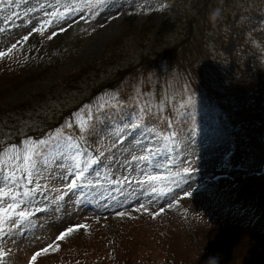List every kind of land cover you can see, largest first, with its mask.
Here are the masks:
<instances>
[{
  "label": "rangeland",
  "instance_id": "rangeland-1",
  "mask_svg": "<svg viewBox=\"0 0 264 264\" xmlns=\"http://www.w3.org/2000/svg\"><path fill=\"white\" fill-rule=\"evenodd\" d=\"M13 1L0 0V51L16 45L0 58L1 149L59 132L97 163L85 169V183L93 184L81 192L68 187L76 178L75 150L63 138L46 147L25 198L32 218L0 232V252L7 253L0 264H29L32 254L54 241L58 250L43 253L37 264H65L71 253L83 258L79 264H92L89 257L94 264H175L165 259L168 245L186 264H205L208 250L197 233L209 225L226 231L221 245L229 244L234 260L225 264L258 258L264 264V213L239 199L225 208L195 195L209 189L217 173L264 188V0H92L88 6L87 0H20L15 9ZM65 4L78 10L50 15L64 13ZM216 8L221 16L213 23L209 13ZM42 23L45 30L36 32ZM241 42L250 44L248 52L258 47L262 69L239 70L232 88L237 104L215 101L206 96L207 87L213 81L217 86L219 72L245 56ZM161 102L166 111L148 121L140 107L147 103L155 111L151 105ZM137 116L139 127L124 126ZM149 129L177 133L169 154L161 151L160 159L147 163L134 160L147 154L142 144L156 142ZM142 171L165 179L139 183ZM24 185L19 181L21 191ZM119 212L127 214L119 220ZM196 214L202 228L187 229L191 235L178 223ZM76 224L88 227L56 239Z\"/></svg>",
  "mask_w": 264,
  "mask_h": 264
},
{
  "label": "snow or ice",
  "instance_id": "snow-or-ice-1",
  "mask_svg": "<svg viewBox=\"0 0 264 264\" xmlns=\"http://www.w3.org/2000/svg\"><path fill=\"white\" fill-rule=\"evenodd\" d=\"M79 2V0H77ZM92 3V0H87L85 6H88ZM64 9V13H60L58 11H54L50 13L52 17H58L63 14H71L74 11H77L78 8L76 4L71 6L65 4L62 5ZM44 23L51 24V20H47ZM44 23L35 29L36 32L44 31ZM25 40L28 39L27 36L24 37ZM16 45H12V48L8 49L6 52L0 51V58L11 53L12 49H14ZM119 103H117L116 107H119ZM107 109V105H104ZM151 109H155V111H150V107L145 103L140 107V111L142 114H147L146 119H150L152 115H156L158 118L161 115L162 111H166L164 107V103H158L156 105H151ZM129 123L125 124V127H130L132 129H136L141 125V117L137 116L133 121L131 117L128 118ZM145 119V123H146ZM170 123L168 118L164 119L165 127ZM83 127V124H81ZM153 137L156 142H148L141 145V151L147 153L146 155L133 157L134 160H143L144 162H148L150 159L154 158V154H158L161 151H167V145L169 142H174V138L177 135L175 132H169V135H164L163 132L153 131ZM64 139L67 142V146L71 149L75 150V156L73 160L75 161V171L72 173L76 178L72 179L68 184V187L72 189H76L78 187L77 181L79 180L81 184H83L87 180L86 168H90L93 164L97 163L94 158H90L86 161H80V156L82 152L79 148L78 143L74 141V139L70 136L63 137L62 133H57L55 137H49V139H32L26 138L23 142V146L20 147L17 144H9L5 146L3 149H0V176L4 178L5 186L0 188V232L5 231V225L9 228L17 229L24 222L30 221L32 218V213L24 207L25 204L30 203V200H26L32 194L31 185L35 183V178L33 176V172L38 166L39 159L44 155V150L46 147L55 141L59 143L61 139ZM140 142L138 141V144ZM190 168H184L183 172L190 174ZM144 176L143 181L139 183H147L153 184L155 182L162 181L165 179L162 175L159 174H148L142 171L141 173ZM177 175H180L179 173ZM24 180V190L21 191L18 187L19 181ZM115 183H120L121 181L116 180ZM125 182H127V178H125ZM175 182V181H173ZM189 181L186 179L185 183ZM89 185L93 184V181H87ZM98 183V181H97ZM41 185L37 184V189H39ZM152 191L155 192L156 188L153 187ZM191 192H188L187 195L191 196ZM140 208L143 209L144 205H140ZM140 209H138L139 211ZM147 210V209H145ZM163 212V208L160 209ZM158 213H154L157 215ZM119 216L123 217L126 215L124 212H119ZM82 227H88L87 224H76L74 226H69L65 230L60 232V235L56 238L57 240H63L67 235L73 233L75 230L80 229ZM55 246V250H58L59 245L55 243H49L46 247L42 248L39 251H36L31 255L29 264H37V260L43 253H47L49 249H53ZM5 252H0V258L6 255Z\"/></svg>",
  "mask_w": 264,
  "mask_h": 264
},
{
  "label": "trees",
  "instance_id": "trees-1",
  "mask_svg": "<svg viewBox=\"0 0 264 264\" xmlns=\"http://www.w3.org/2000/svg\"><path fill=\"white\" fill-rule=\"evenodd\" d=\"M128 25V23L126 24ZM241 45L246 46L247 48H250V44L248 42H241ZM253 57V54L250 53ZM223 76L227 77V74L225 71L223 72ZM222 78V77H221ZM227 84V83H225ZM229 190L231 194L239 197L242 200L249 201L256 205L262 212L264 213V188L263 189H257L250 181L245 182H239L234 185L229 186ZM207 225V224H206ZM202 228V224H198V231ZM226 231H219L214 225H209L206 228H202L198 234L201 235L202 240L200 241L201 245L203 246V241L205 243V246L208 250L206 258L208 259L210 256H218L219 262L229 261L233 258L228 254V250H226L229 247V244L227 242H222L221 245V238L225 234ZM222 236V237H221ZM220 238V239H219ZM241 240V239H240ZM241 242V241H239ZM240 246H244V244L241 242ZM245 247H251V244L245 241ZM249 250V249H248ZM246 251V249H245ZM172 253V252H171ZM173 254V253H172ZM174 256L178 257V253L176 252L173 254ZM254 255V253H253ZM226 257V258H224ZM176 261H179V259H175ZM251 260H254L252 258ZM258 260H260L258 258ZM257 260V263H258ZM205 261V260H204ZM250 262L249 264H251ZM256 263V262H255ZM253 263V264H255Z\"/></svg>",
  "mask_w": 264,
  "mask_h": 264
},
{
  "label": "clouds",
  "instance_id": "clouds-1",
  "mask_svg": "<svg viewBox=\"0 0 264 264\" xmlns=\"http://www.w3.org/2000/svg\"><path fill=\"white\" fill-rule=\"evenodd\" d=\"M221 16V9L216 8L213 9L209 13V20L210 22L215 23ZM205 264H219V257L218 256H210L207 261H205Z\"/></svg>",
  "mask_w": 264,
  "mask_h": 264
}]
</instances>
